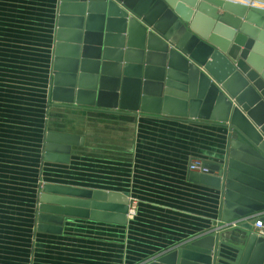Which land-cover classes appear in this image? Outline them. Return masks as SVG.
<instances>
[{
  "label": "water",
  "instance_id": "obj_1",
  "mask_svg": "<svg viewBox=\"0 0 264 264\" xmlns=\"http://www.w3.org/2000/svg\"><path fill=\"white\" fill-rule=\"evenodd\" d=\"M55 24L47 108L171 115L176 106L197 118L212 107L205 118L227 129L224 159L191 180L219 192L221 223L264 226V0H59ZM80 143L45 132L41 168L67 164ZM35 205V232L60 235L64 219L124 226L130 203L39 179ZM220 245L212 232L140 264H219ZM229 264H264V238L249 233Z\"/></svg>",
  "mask_w": 264,
  "mask_h": 264
},
{
  "label": "crops",
  "instance_id": "obj_2",
  "mask_svg": "<svg viewBox=\"0 0 264 264\" xmlns=\"http://www.w3.org/2000/svg\"><path fill=\"white\" fill-rule=\"evenodd\" d=\"M58 3L0 0V120L11 128V142L19 139L22 106L28 118L30 110L34 116L37 63L47 102ZM171 108V115H147L46 107L47 132L76 136L81 143L71 147L67 164L41 168L40 155L41 181L126 195L129 208L136 206L124 226L64 219L60 235L33 227L29 264H138L212 232L221 241L219 264H229L245 236L258 234L254 224L248 231L246 222L221 223L219 192L191 180V163L217 166L224 159L227 129L205 118L212 107L203 113L199 108L197 118L178 117L177 107ZM3 250L0 229V264Z\"/></svg>",
  "mask_w": 264,
  "mask_h": 264
},
{
  "label": "rangeland",
  "instance_id": "obj_3",
  "mask_svg": "<svg viewBox=\"0 0 264 264\" xmlns=\"http://www.w3.org/2000/svg\"><path fill=\"white\" fill-rule=\"evenodd\" d=\"M38 52L40 50L37 49ZM36 72L34 116L30 110L28 118L27 109L24 110L22 106L18 141L14 139L11 142V128L6 123L1 124L0 120V229L3 231L4 264L30 263L29 235L34 227L36 193L40 179L39 156L43 137L47 132L45 78L38 63ZM1 132H4L3 136ZM134 206L136 203H133ZM133 215L134 212L128 216L133 218Z\"/></svg>",
  "mask_w": 264,
  "mask_h": 264
},
{
  "label": "built area",
  "instance_id": "obj_4",
  "mask_svg": "<svg viewBox=\"0 0 264 264\" xmlns=\"http://www.w3.org/2000/svg\"><path fill=\"white\" fill-rule=\"evenodd\" d=\"M189 170H190L191 172H195V173H199V174H206V173H208L207 168H205L204 164L201 163V162H194V163H192V164L189 166ZM132 212L135 213V210H134L133 207H132V208H129V212H128V214L130 215V214H132ZM130 216H131V215H130ZM234 224H235V223H232V225H234ZM237 224H238V223H237ZM224 225L229 226V224H224ZM254 227H255V229L258 230V234H257V235H258L259 237L264 238V226H263V223L261 222L260 219L255 220Z\"/></svg>",
  "mask_w": 264,
  "mask_h": 264
},
{
  "label": "bare ground",
  "instance_id": "obj_5",
  "mask_svg": "<svg viewBox=\"0 0 264 264\" xmlns=\"http://www.w3.org/2000/svg\"><path fill=\"white\" fill-rule=\"evenodd\" d=\"M132 214H133V212H132ZM131 215V214H130Z\"/></svg>",
  "mask_w": 264,
  "mask_h": 264
}]
</instances>
